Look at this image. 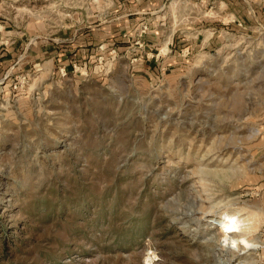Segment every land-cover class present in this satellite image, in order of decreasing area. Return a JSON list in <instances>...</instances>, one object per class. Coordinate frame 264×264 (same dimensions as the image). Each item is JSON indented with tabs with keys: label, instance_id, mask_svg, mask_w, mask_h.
<instances>
[{
	"label": "rangeland",
	"instance_id": "374dc122",
	"mask_svg": "<svg viewBox=\"0 0 264 264\" xmlns=\"http://www.w3.org/2000/svg\"><path fill=\"white\" fill-rule=\"evenodd\" d=\"M247 1L168 0L92 59L0 72V264H264V0ZM92 6L114 4L0 0V20L47 44ZM234 209L249 245L218 235Z\"/></svg>",
	"mask_w": 264,
	"mask_h": 264
},
{
	"label": "crops",
	"instance_id": "0c3cea01",
	"mask_svg": "<svg viewBox=\"0 0 264 264\" xmlns=\"http://www.w3.org/2000/svg\"><path fill=\"white\" fill-rule=\"evenodd\" d=\"M94 1L98 2L99 0ZM109 1L113 3L114 6L112 9L107 10V13L103 12L101 9L99 10V6L98 8H93V6L87 8V11H90L89 14H86L87 17H92L90 20L83 19L86 23L84 24L83 22H80L81 24L74 28V30L73 28H64L58 33L57 38H51L47 44L46 42L38 45L35 43L36 30L33 21H28L22 28L24 30L20 33V31L16 29L17 25L13 26L14 24L10 25V23L8 25L7 20L1 19L0 72H2L4 68H8L7 71L12 70L20 63V60L24 56L30 59V62H34L39 57L57 60V57L58 59H63L60 55L71 49L75 51L74 56H79V59H92L95 54L97 55L104 49L110 48L113 43H116L117 41H126L127 39L125 37H127L130 32L138 30L144 23H147V19L150 18L148 14L161 11L165 8L168 2V0ZM221 1L226 5L232 6L238 5L236 1L240 3L245 1L248 3L247 0ZM254 7L260 8L256 4L253 7L249 5L247 7V12L251 14V9L254 11ZM232 10L235 15L239 13L237 7H233ZM262 10H264V7ZM258 12L262 14L261 17L263 20L264 12L260 10ZM76 13L84 14L83 11L80 12L79 10H77ZM104 13H106L105 17L107 18L101 20ZM15 15L18 16V13ZM26 15L28 17L29 13ZM147 27L148 25L146 24L142 32H145ZM146 36L147 35H144V39L148 40ZM58 41H62V44Z\"/></svg>",
	"mask_w": 264,
	"mask_h": 264
},
{
	"label": "bare ground",
	"instance_id": "6f19581e",
	"mask_svg": "<svg viewBox=\"0 0 264 264\" xmlns=\"http://www.w3.org/2000/svg\"><path fill=\"white\" fill-rule=\"evenodd\" d=\"M211 210V209H210ZM227 221L222 224L220 231L218 232V235H223L224 236V240L227 239L228 235L232 232H241L239 234V237H232V241L233 244L237 242H239L240 240L245 244V245H249L251 240L247 239L246 236H244L243 232L246 229H250V224L244 225L245 221H250V218L253 219L252 217L248 218L247 216H241L242 213H240V211H235L234 210H229V212H224ZM252 227V226H251ZM246 234V233H245ZM243 248H245V246H243ZM241 247V249H243Z\"/></svg>",
	"mask_w": 264,
	"mask_h": 264
},
{
	"label": "built area",
	"instance_id": "2783aa9c",
	"mask_svg": "<svg viewBox=\"0 0 264 264\" xmlns=\"http://www.w3.org/2000/svg\"><path fill=\"white\" fill-rule=\"evenodd\" d=\"M113 51H116V49L114 48Z\"/></svg>",
	"mask_w": 264,
	"mask_h": 264
}]
</instances>
